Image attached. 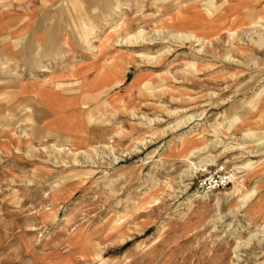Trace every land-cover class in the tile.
<instances>
[{"label":"rangeland","instance_id":"rangeland-1","mask_svg":"<svg viewBox=\"0 0 264 264\" xmlns=\"http://www.w3.org/2000/svg\"><path fill=\"white\" fill-rule=\"evenodd\" d=\"M221 2L207 0L209 14ZM115 8L93 38L125 47L115 86L128 101L99 141L74 149L16 131L28 113L0 92V264H264V209L253 207L264 132L252 125L264 15L185 30L147 0ZM219 165L234 178L207 194L199 183Z\"/></svg>","mask_w":264,"mask_h":264},{"label":"crops","instance_id":"crops-1","mask_svg":"<svg viewBox=\"0 0 264 264\" xmlns=\"http://www.w3.org/2000/svg\"><path fill=\"white\" fill-rule=\"evenodd\" d=\"M145 1L0 0V84L5 87L0 92L13 94L9 109L15 115L28 113L25 123H14L16 131H45L52 142L74 149H86L103 137L110 129V113L128 101L115 85L126 78L130 57L125 47L114 51L112 37L104 33L96 41L93 37L112 20L116 5L141 6ZM147 1L163 12L164 26L185 30L208 28L210 23L225 30L241 28L264 15V0H224L212 14L207 0ZM262 101L252 122L260 132ZM262 167L255 209H264V163Z\"/></svg>","mask_w":264,"mask_h":264},{"label":"built area","instance_id":"built-area-1","mask_svg":"<svg viewBox=\"0 0 264 264\" xmlns=\"http://www.w3.org/2000/svg\"><path fill=\"white\" fill-rule=\"evenodd\" d=\"M233 173L221 165L208 169L199 185L205 192L219 190L221 187L228 185L232 179Z\"/></svg>","mask_w":264,"mask_h":264},{"label":"bare ground","instance_id":"bare-ground-1","mask_svg":"<svg viewBox=\"0 0 264 264\" xmlns=\"http://www.w3.org/2000/svg\"><path fill=\"white\" fill-rule=\"evenodd\" d=\"M231 171H232V170H231ZM233 176H234V172H233ZM233 176H232V177H233ZM233 178H234V177H233ZM205 193H207V192H205ZM207 194H208V193H207Z\"/></svg>","mask_w":264,"mask_h":264}]
</instances>
